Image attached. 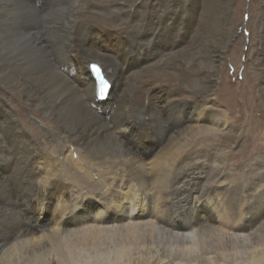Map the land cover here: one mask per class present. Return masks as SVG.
<instances>
[{
    "label": "bare ground",
    "instance_id": "bare-ground-1",
    "mask_svg": "<svg viewBox=\"0 0 264 264\" xmlns=\"http://www.w3.org/2000/svg\"><path fill=\"white\" fill-rule=\"evenodd\" d=\"M233 1L0 0V264H238L237 246L262 247L264 209L234 211L218 148ZM262 1L247 31L264 106Z\"/></svg>",
    "mask_w": 264,
    "mask_h": 264
},
{
    "label": "rangeland",
    "instance_id": "rangeland-1",
    "mask_svg": "<svg viewBox=\"0 0 264 264\" xmlns=\"http://www.w3.org/2000/svg\"><path fill=\"white\" fill-rule=\"evenodd\" d=\"M251 2L252 0L233 1V10L236 11L239 6L240 9L239 18H237L236 21L238 25L234 27L229 39L228 55H231V49L235 45H237L240 50L238 51L237 58L234 56L235 61L229 56V65L227 64V66H224L223 71H221L220 75H216L215 78H218V82H221V80L224 81L227 77L224 94L219 102L223 106V110L226 114V131L229 139L226 145L218 148L220 149V153L223 154V159L228 165L231 175L226 179V182H235L238 186V190H235L237 205L234 211L238 215L245 216L248 215V213L250 215L249 211L251 206L257 203L255 207L256 211L254 214H251V217H258L257 215L263 212L264 209V177H261V166L264 164V106L262 105L260 97L261 75H259V73H261L262 69L260 68L258 48L255 45L256 41L254 39L257 25L252 22L251 27L247 31V23L251 18V15H249ZM254 2L256 7L253 14L258 17V14L260 15L262 10L263 1L254 0ZM253 42L255 47L253 46V48L247 49L249 44ZM242 46L244 49L241 50ZM43 133L44 136H42V139L46 142L47 147L52 148L57 146V144L48 137V133ZM191 152L192 150L187 149L181 153L178 157V162L180 163L184 159L189 158ZM233 192L234 191H229V189L226 190L225 187L217 188V200L227 208L230 202L229 199L233 197V195L231 196ZM120 196H124L123 198H125L127 195L121 193ZM89 208V210L92 211L100 209L96 203ZM138 213H140V211H138ZM20 216L22 218L23 214H20ZM260 231H262L261 234L263 236L260 237V244L262 247H259V249L252 254L250 253L253 250L252 248L244 244L237 246L236 250H234L235 253L231 255V259L235 263L264 264V228ZM196 257L197 255L195 254H190L189 256L184 255V262L189 263ZM136 261L137 258L134 254L129 259V264H138L135 263Z\"/></svg>",
    "mask_w": 264,
    "mask_h": 264
},
{
    "label": "snow or ice",
    "instance_id": "snow-or-ice-1",
    "mask_svg": "<svg viewBox=\"0 0 264 264\" xmlns=\"http://www.w3.org/2000/svg\"><path fill=\"white\" fill-rule=\"evenodd\" d=\"M90 69H91L93 72H96V73L99 72V69H98V67H97L95 64L90 65ZM106 88H107V81L104 80V79L101 77V78L99 79V82H98V90H97V94L102 96V95L105 93Z\"/></svg>",
    "mask_w": 264,
    "mask_h": 264
}]
</instances>
